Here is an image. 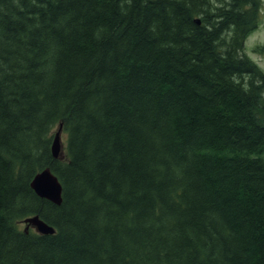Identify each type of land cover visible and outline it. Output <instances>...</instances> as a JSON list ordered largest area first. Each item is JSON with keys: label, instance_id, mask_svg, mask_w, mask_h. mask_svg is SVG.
Instances as JSON below:
<instances>
[{"label": "trees", "instance_id": "1", "mask_svg": "<svg viewBox=\"0 0 264 264\" xmlns=\"http://www.w3.org/2000/svg\"><path fill=\"white\" fill-rule=\"evenodd\" d=\"M206 3L0 0V264H264L258 22Z\"/></svg>", "mask_w": 264, "mask_h": 264}, {"label": "water", "instance_id": "2", "mask_svg": "<svg viewBox=\"0 0 264 264\" xmlns=\"http://www.w3.org/2000/svg\"><path fill=\"white\" fill-rule=\"evenodd\" d=\"M197 23L200 24L201 21L197 19ZM61 151V145L59 142V134L57 135L54 145L53 152L54 157L58 158ZM32 188L36 194L44 199L51 201L56 205H60L62 202V186L58 178L50 171V169H45L35 176L32 182ZM25 222L28 226H33L36 231L40 234H54V229L44 223L39 219L38 216L27 219Z\"/></svg>", "mask_w": 264, "mask_h": 264}, {"label": "rangeland", "instance_id": "3", "mask_svg": "<svg viewBox=\"0 0 264 264\" xmlns=\"http://www.w3.org/2000/svg\"><path fill=\"white\" fill-rule=\"evenodd\" d=\"M214 10V9H213ZM209 9V5H205V16L214 17L213 15L219 13ZM208 15V16H207ZM258 24L259 26L254 30L245 42V54L246 56L256 64L259 69L264 73V5L258 14ZM63 153L64 145L66 144V135L63 136ZM20 228L24 229V224H20Z\"/></svg>", "mask_w": 264, "mask_h": 264}, {"label": "flooded vegetation", "instance_id": "4", "mask_svg": "<svg viewBox=\"0 0 264 264\" xmlns=\"http://www.w3.org/2000/svg\"><path fill=\"white\" fill-rule=\"evenodd\" d=\"M209 5V9L214 11H218L220 8L229 10L232 8L233 0H207V3ZM205 4V5H206ZM264 5V0H239L238 6H240V11L244 13H250L251 20L254 19L258 22V13L262 9V6ZM208 16V15H207ZM214 16V15H213ZM208 20H212L211 17H206ZM258 27V24L256 25V28Z\"/></svg>", "mask_w": 264, "mask_h": 264}, {"label": "bare ground", "instance_id": "5", "mask_svg": "<svg viewBox=\"0 0 264 264\" xmlns=\"http://www.w3.org/2000/svg\"><path fill=\"white\" fill-rule=\"evenodd\" d=\"M197 17V16H196ZM62 132H64L63 131V124H60V127H59V130L58 131H56V134H55V137H54V140H53V144H52V153H53V156H54V152H53V145H54V142H55V139H56V137H57V135L59 134V142H60V145H61V147L63 146V140H62ZM65 133V132H64ZM61 157L62 158H64V154H62L61 155ZM33 182V181H32ZM31 187H32V183H31ZM154 193V192H153ZM152 199V198H151ZM149 207V206H148ZM147 207V208H148ZM150 208V207H149ZM150 213V212H149ZM36 216H38V215H34V216H31V217H28V218H26V219H24L23 220V224H26V222H25V220H27V219H32V218H34V217H36ZM164 216V215H163ZM162 218V217H161ZM177 218V217H176ZM47 219V218H46ZM45 220V219H44ZM158 220V219H157ZM48 222V221H47ZM160 222V221H159ZM162 225V224H161ZM151 226V225H150ZM165 226V225H164ZM152 227V226H151ZM164 229V228H163ZM177 230V229H176ZM134 231V230H133ZM150 231V230H149ZM131 236H132V234H131ZM135 237V236H134ZM133 237V238H134ZM132 238V237H131ZM126 246V245H125ZM130 247V246H129ZM126 248V247H125ZM127 249V248H126ZM128 252V251H127ZM97 258V257H96ZM120 258V257H119ZM100 260V259H99ZM107 260V259H106ZM123 264V263H122Z\"/></svg>", "mask_w": 264, "mask_h": 264}]
</instances>
